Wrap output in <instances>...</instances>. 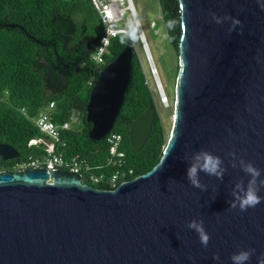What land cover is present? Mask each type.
Here are the masks:
<instances>
[{"label":"water","instance_id":"obj_1","mask_svg":"<svg viewBox=\"0 0 264 264\" xmlns=\"http://www.w3.org/2000/svg\"><path fill=\"white\" fill-rule=\"evenodd\" d=\"M178 3L174 120L159 162L114 190L64 170L0 171V264H234L240 251L252 253L246 264L264 260V0ZM134 54L126 45L95 72L85 106L91 141L113 128ZM154 114L148 107L130 125L133 150ZM204 153L219 160V174L200 169ZM18 157L0 143V162ZM249 188L261 203L242 211Z\"/></svg>","mask_w":264,"mask_h":264},{"label":"trees","instance_id":"obj_2","mask_svg":"<svg viewBox=\"0 0 264 264\" xmlns=\"http://www.w3.org/2000/svg\"><path fill=\"white\" fill-rule=\"evenodd\" d=\"M158 1L169 43L178 55V0ZM0 24L23 28H0V143L19 153L16 159L0 162V170L13 171L18 164L43 159L42 150L28 145L42 136L31 119L53 102L51 119L59 127L60 139L56 150L66 159H84L95 173L109 176L115 170L113 165L107 166L110 147L105 139L94 142L88 138L91 125L85 121V106L96 81L95 72L126 45L133 48L132 39L123 34L112 38L104 64H96L92 54L104 26L91 0H0ZM131 65L130 86L111 133L121 137L118 152L124 155L123 169H132L135 177L159 162L169 136L158 112L160 101L150 90L136 53ZM148 107H155L152 129L144 146L135 151L128 141L129 127ZM70 123L71 127L61 129ZM82 182L108 189L104 183Z\"/></svg>","mask_w":264,"mask_h":264},{"label":"built area","instance_id":"obj_3","mask_svg":"<svg viewBox=\"0 0 264 264\" xmlns=\"http://www.w3.org/2000/svg\"><path fill=\"white\" fill-rule=\"evenodd\" d=\"M91 2L94 9L98 12L101 22L104 26V33L100 37L95 47V50L92 54V60L96 64H104V56L108 52L110 40L116 37L118 34H123L125 37H129L126 35L128 30L120 26V24L123 23V15L126 12H129L132 21L138 22L137 37L139 44L148 63L150 72L154 76V79H156L155 77L158 76L157 70L153 64V59L132 0H125V6L122 5V0H91ZM153 24L154 23L151 25ZM148 60L151 64V67ZM156 81H158V79H156L155 82ZM157 84L158 83L156 82L158 92L160 93V85ZM166 99V96H160L162 103L163 101H167ZM53 107L54 103L49 102L46 106L39 110L35 117L32 118L34 124L41 132L42 136L38 139H33V142L29 141L28 145H35L37 148L42 150L44 152L43 159L29 160L28 162L18 164L15 166L17 167V171L29 168H45L48 170L69 171L74 174H80L81 181L82 179H87L92 184L104 183L108 186L107 190H114L120 184L138 177H134V172L132 169H123L124 163L122 158L124 155L122 152H118L119 145L121 143V137L116 133L110 132L105 137L106 143L110 147L107 166L113 165V167H115V170L109 176H106L104 173H95V168H93L84 159H66L60 152L56 150V144L60 142V139L58 132L59 127L51 119ZM67 128H69L68 124L61 126V129Z\"/></svg>","mask_w":264,"mask_h":264},{"label":"rangeland","instance_id":"obj_4","mask_svg":"<svg viewBox=\"0 0 264 264\" xmlns=\"http://www.w3.org/2000/svg\"><path fill=\"white\" fill-rule=\"evenodd\" d=\"M135 11L139 18L142 31L148 43V48L153 59V64L157 70V74L161 83L162 91L167 97V101L160 100L163 93L158 92L154 76L151 74L148 63L139 44L138 37L132 39V46L135 53L140 59L143 70L146 74V80L152 93L158 97L160 105L158 112L161 122L167 131V136L170 135L173 120H174V103H175V87H176V72L178 67V55L169 43V39L161 19L160 6L158 0H132ZM122 5L125 6V0H122ZM129 21H132L129 12L123 15V23L121 27L128 30ZM154 23L153 25H151ZM160 94V95H159ZM33 122V120L31 119ZM72 122L76 121L73 116ZM69 126V124H68ZM45 136V135H44ZM41 137V136H38ZM17 167L14 169L16 170Z\"/></svg>","mask_w":264,"mask_h":264},{"label":"clouds","instance_id":"obj_5","mask_svg":"<svg viewBox=\"0 0 264 264\" xmlns=\"http://www.w3.org/2000/svg\"><path fill=\"white\" fill-rule=\"evenodd\" d=\"M264 8V4L261 5ZM138 32V22L129 21L128 24V35L131 39L137 38ZM197 160L200 161L201 157H197ZM199 167L201 170L208 172L209 174H219L217 169L219 167V160L207 153L202 154V162L199 163ZM246 171L252 172L254 176L259 175V172L253 169L251 166H248ZM196 173H197V165L194 164L188 169V178L192 181L193 184H196ZM198 186V185H197ZM261 197H259L254 190L249 188L246 195L240 198L239 207L242 211L247 210L248 207H254L257 204L261 203ZM189 227L195 228L200 235L201 243L207 246L209 241V236L204 232V230L196 225L195 223L190 224ZM250 251H240L237 254L232 256V261L234 264H246V262L250 259L251 256ZM261 264H264V260L261 261Z\"/></svg>","mask_w":264,"mask_h":264},{"label":"bare ground","instance_id":"obj_6","mask_svg":"<svg viewBox=\"0 0 264 264\" xmlns=\"http://www.w3.org/2000/svg\"><path fill=\"white\" fill-rule=\"evenodd\" d=\"M147 44H148V43H147ZM155 78L158 79V81H156V82L160 85V87H159V88H160V91L163 93V96H165V95H164V92L162 91V87H161L162 85L160 84V81H159L158 76H156ZM156 79H155V80H156ZM71 125H72V124L70 123L68 127H71Z\"/></svg>","mask_w":264,"mask_h":264},{"label":"flooded vegetation","instance_id":"obj_7","mask_svg":"<svg viewBox=\"0 0 264 264\" xmlns=\"http://www.w3.org/2000/svg\"><path fill=\"white\" fill-rule=\"evenodd\" d=\"M2 170H4V171H8V170H6V169H2ZM2 170H0V171H2ZM13 171H17V170L13 169Z\"/></svg>","mask_w":264,"mask_h":264}]
</instances>
